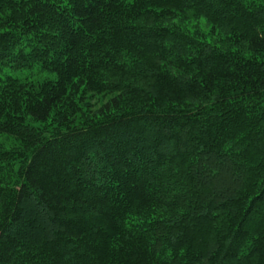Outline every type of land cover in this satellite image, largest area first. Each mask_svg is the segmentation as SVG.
<instances>
[{"label": "trees", "instance_id": "1", "mask_svg": "<svg viewBox=\"0 0 264 264\" xmlns=\"http://www.w3.org/2000/svg\"><path fill=\"white\" fill-rule=\"evenodd\" d=\"M0 137V264H264V0H0Z\"/></svg>", "mask_w": 264, "mask_h": 264}, {"label": "rangeland", "instance_id": "2", "mask_svg": "<svg viewBox=\"0 0 264 264\" xmlns=\"http://www.w3.org/2000/svg\"><path fill=\"white\" fill-rule=\"evenodd\" d=\"M200 27L202 30L206 31V27L204 26V23L203 22H200ZM31 72H12L11 75L12 76H15V77H24L25 75H28L30 74ZM34 75V74H32ZM46 77L50 78V75L49 74H46L45 75ZM38 78V76H35V79ZM0 142H3L7 145L11 144V140L5 138V137H0Z\"/></svg>", "mask_w": 264, "mask_h": 264}]
</instances>
